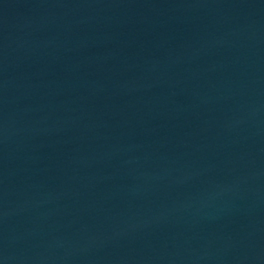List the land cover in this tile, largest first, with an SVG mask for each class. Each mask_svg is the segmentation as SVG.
I'll return each instance as SVG.
<instances>
[{"label":"water","instance_id":"water-1","mask_svg":"<svg viewBox=\"0 0 264 264\" xmlns=\"http://www.w3.org/2000/svg\"><path fill=\"white\" fill-rule=\"evenodd\" d=\"M0 264H264V0H0Z\"/></svg>","mask_w":264,"mask_h":264}]
</instances>
